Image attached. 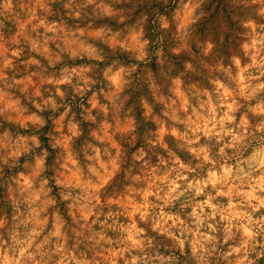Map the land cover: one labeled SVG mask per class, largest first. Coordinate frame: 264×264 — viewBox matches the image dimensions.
Segmentation results:
<instances>
[{
    "label": "clouds",
    "instance_id": "obj_1",
    "mask_svg": "<svg viewBox=\"0 0 264 264\" xmlns=\"http://www.w3.org/2000/svg\"><path fill=\"white\" fill-rule=\"evenodd\" d=\"M0 264H264V0H0Z\"/></svg>",
    "mask_w": 264,
    "mask_h": 264
}]
</instances>
